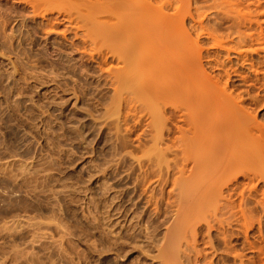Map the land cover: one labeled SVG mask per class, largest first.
Segmentation results:
<instances>
[{"label":"rangeland","instance_id":"rangeland-1","mask_svg":"<svg viewBox=\"0 0 264 264\" xmlns=\"http://www.w3.org/2000/svg\"><path fill=\"white\" fill-rule=\"evenodd\" d=\"M240 1L245 10L264 9V0L256 10V0ZM87 2L0 0V264H165L175 245L187 251L178 218L185 203L176 184L181 160L172 166L178 132L165 118L171 132L165 130L162 144L154 140L156 103L141 91L155 66L115 59L112 47L125 45L104 40L110 29L94 20L96 12L89 15L94 8ZM93 26L99 33L92 35ZM258 111L263 120L264 104ZM253 198L246 208L253 205L250 219H260L264 237V204ZM201 225L197 248L214 264H237L217 231ZM231 239L235 251L253 255L241 236ZM180 251L182 264H193V255Z\"/></svg>","mask_w":264,"mask_h":264},{"label":"bare ground","instance_id":"bare-ground-1","mask_svg":"<svg viewBox=\"0 0 264 264\" xmlns=\"http://www.w3.org/2000/svg\"><path fill=\"white\" fill-rule=\"evenodd\" d=\"M196 1L92 0V4L89 0L94 8H91L94 13L89 15L96 18L97 14L94 20L100 19V23L107 24L110 30L105 29L107 36H102L107 38H104L106 42L111 40L125 45L123 50L117 47L119 51L116 46H111L112 53L114 49L117 50L114 52L117 56L115 59L124 63L135 62L138 66L151 62L155 66L154 74L147 77L143 88L138 86L142 88L138 92L144 89L155 100L152 109L155 110L151 112L154 117L150 122L154 127V140L160 142L165 130L171 132L172 128L166 127V119L171 121L172 130L178 132L177 140L173 142L176 144H172L174 148L170 146L173 148L170 149L175 170L181 160L179 170H176L178 177L175 173V183L179 184L180 192L183 191L185 203L182 202L184 204L179 207L180 210L178 208L181 212L178 218L180 215L179 220L182 219L184 223L181 225L180 222V227H184L190 239L186 237L185 245L180 243L182 241L177 242L187 249L186 259L191 260L189 254H192L193 264H214L213 258H207L197 248V226L200 228L202 224L207 233L217 231L224 253L233 252L231 256L237 259V264H264V237L260 231L261 223H258L260 219H257L258 222H254L256 218L250 219L253 205L252 212L246 208V204L248 207L251 205L247 200L256 193H260V198L254 195V198H258H255L256 204H264V119H258V110L264 104V9L255 11V8L261 7L259 0L255 1V12L245 10L246 5L242 6L245 4L242 0V5L239 0H205L212 8L205 6L204 1L202 6L208 7L209 11V8L216 9V12L213 10L215 13L211 12L215 21L210 25L207 9L196 4ZM222 23L228 25L220 31L222 27L219 25ZM97 26L90 30L92 35L95 31L99 33ZM111 47L109 44L108 48ZM134 49L140 52L135 58L132 56L136 54ZM121 78H124L123 75L119 78L122 82ZM120 89L119 93L124 87ZM164 106L169 108H166L170 114L167 117H164L167 111H164ZM151 113L148 114L152 116ZM175 217L176 222L179 221L177 214ZM254 225L260 228H257V236L251 237ZM230 228L235 232H229ZM232 235L235 238L241 236V245L253 253L251 257L246 259L244 254L235 251L236 246L231 243ZM205 243L208 246L211 241L207 244L206 240ZM175 247L169 249L170 252L168 250L165 264H182L178 257L181 246L179 250ZM185 251H182L183 256L186 255Z\"/></svg>","mask_w":264,"mask_h":264}]
</instances>
